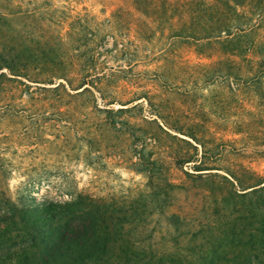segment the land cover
I'll list each match as a JSON object with an SVG mask.
<instances>
[{"label": "rangeland", "instance_id": "rangeland-1", "mask_svg": "<svg viewBox=\"0 0 264 264\" xmlns=\"http://www.w3.org/2000/svg\"><path fill=\"white\" fill-rule=\"evenodd\" d=\"M145 1L0 0V192L28 208L90 196L148 259L264 264V182L239 197L222 178L264 181V12L238 8L242 61L206 38L224 21L210 0ZM200 158L213 169L185 175ZM17 233L0 230L7 262Z\"/></svg>", "mask_w": 264, "mask_h": 264}, {"label": "trees", "instance_id": "trees-1", "mask_svg": "<svg viewBox=\"0 0 264 264\" xmlns=\"http://www.w3.org/2000/svg\"><path fill=\"white\" fill-rule=\"evenodd\" d=\"M145 0H132V6L141 10ZM152 4V1L149 2ZM188 4V3H187ZM249 6L251 12L262 14L264 12V0H210L203 4V8L212 12H219L224 21L215 26V33H210L206 38H222V42L235 44L229 50L237 53L242 61L250 53L253 41H247L252 30V25H239L238 21L245 18L246 12H239L238 8ZM213 34V35H212ZM228 51V52H229ZM9 68V67H8ZM258 82L257 79L248 78L244 88H251ZM264 84V83H263ZM82 83L79 88H82ZM86 88V87H85ZM191 147L196 150L195 146ZM191 158V157H188ZM183 160L184 157H181ZM192 162L191 170L194 173L185 172L188 177L193 175L203 176L202 173L212 170L202 158L198 160L182 161ZM222 176L236 196L246 193H238L263 184L262 178L255 175L252 182L242 181L235 173ZM252 184V185H251ZM238 188V189H237ZM236 189V190H235ZM258 189H264V185ZM253 190L252 189L251 193ZM28 208L20 199L12 200L0 192V230L8 227L18 229L16 240H20L19 247L15 249L7 262L0 256V264H246L250 257L245 255L242 260L239 255L232 257H212L209 260L201 258L197 261L180 256L156 257L154 254L146 257L144 250L137 249L135 240L126 238V220L121 216L110 214L103 206L87 195L77 194L63 204H54L48 200L41 203L34 202ZM264 222V221H262ZM234 235V234H233ZM226 236L229 244L235 242V236ZM259 243H264V227L255 230ZM245 230L240 231V237H247ZM244 260V261H243Z\"/></svg>", "mask_w": 264, "mask_h": 264}]
</instances>
